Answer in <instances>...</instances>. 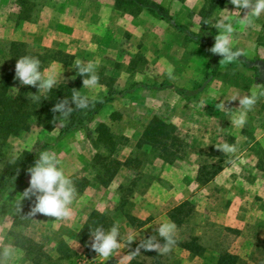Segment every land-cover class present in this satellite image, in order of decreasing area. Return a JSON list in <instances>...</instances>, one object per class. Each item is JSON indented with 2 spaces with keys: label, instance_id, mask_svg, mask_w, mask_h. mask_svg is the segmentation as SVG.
Here are the masks:
<instances>
[{
  "label": "rangeland",
  "instance_id": "1",
  "mask_svg": "<svg viewBox=\"0 0 264 264\" xmlns=\"http://www.w3.org/2000/svg\"><path fill=\"white\" fill-rule=\"evenodd\" d=\"M153 1L167 10L171 22L153 14H141L135 25H147L145 29L148 30L141 26L136 29V34L120 32L117 35L122 38L119 56L109 57L102 55L98 46L105 41L104 25L114 24L113 18L107 22L105 0H87V3L77 6L80 7V17L85 11V22H74L68 18L64 7L66 0H0V70L9 66V43L22 42L30 52L41 53L43 49L57 52L56 61L43 69L45 75L51 73L57 77L54 86L71 82L78 76L77 62H92L103 87L89 89L82 84L81 95L94 100L112 95L89 124L90 137L80 130L56 141L58 127L51 132H43L34 126L27 134L9 137L0 147L2 168L22 151H31L48 143L67 176H84L91 182L83 193L76 195L68 218L55 220L54 217L36 215L28 227L21 229L20 234L32 240L39 252L28 255L15 246L17 255L5 264H127L128 242L157 236L158 226L165 222L174 223L170 217L173 209L185 202L190 203V208H187L190 214L180 226H176L175 244L168 252L157 248L167 264H214L218 253L223 251L237 255L241 264H264V70L258 75L253 69L244 68L234 61L236 66L228 64L230 68L226 72L218 68L217 63L213 71L207 67L196 75L198 79L188 83L187 92L192 94L187 98L177 94L170 82L171 76L178 82L180 72L175 67L179 55L168 53L166 56L167 67H173V74L169 76L167 69L158 65L155 58L146 60L140 47L130 44L132 37L135 43L143 41L140 37L170 41L183 38L184 35L172 23L188 29L196 28V33L202 32L204 38L214 40L218 30H222L214 26L229 16L234 22L233 48L239 49L248 60H264V14L240 20L239 17L243 18L248 10H240L237 17L231 13L235 7L225 0L202 27L199 11L209 0ZM114 12L123 20L130 19L128 13L121 9L114 8ZM48 25H69L79 33L74 40L66 31L50 29L45 33L44 27ZM114 34L112 30L110 35ZM50 41L58 44L49 45ZM19 86L13 74L11 88L15 90ZM209 91L212 94H208ZM237 94L256 97L243 126L235 123L236 114L240 111L238 99L233 100ZM204 97L211 101H201ZM224 104L225 107L222 106ZM188 112H192L194 123L184 126L181 121L185 122ZM153 116L174 124L180 139L188 143L185 156L172 164L163 162L155 154L152 156L151 152H140L135 148L137 136ZM203 121L206 122L204 128L209 124L213 135H218L216 146L209 152L201 151L193 142ZM101 123L107 124L115 135L127 138L125 145L115 149V158L121 163L129 157L132 159L128 165L120 166L106 187L93 181L94 169L91 167L93 156L100 151L95 130ZM240 134L246 137V142L234 143V137ZM256 139L258 144L252 145L251 140ZM224 143L235 145L236 150L230 153L220 151L218 148ZM249 144L248 152L237 157ZM213 166H221L222 169L227 166L230 172L218 173L205 184L198 183L196 177L200 168L206 177L214 170ZM221 176H226L231 186L220 185ZM25 180L29 181V174ZM17 197L18 192L10 189L0 202V251L7 244L14 245L16 240L17 232H13L16 228L12 223L20 215L15 205ZM145 201H148V206ZM138 210L148 212L149 216L143 220L136 218L134 212ZM92 211L108 215L119 229L120 247L107 259L86 246V242L90 244V234L77 238ZM127 216L142 224L128 220ZM174 218L180 220L183 216L175 214ZM192 237L204 250L200 256H192L179 246ZM159 238L157 236V240Z\"/></svg>",
  "mask_w": 264,
  "mask_h": 264
},
{
  "label": "trees",
  "instance_id": "2",
  "mask_svg": "<svg viewBox=\"0 0 264 264\" xmlns=\"http://www.w3.org/2000/svg\"><path fill=\"white\" fill-rule=\"evenodd\" d=\"M224 2L225 0H209L207 2L208 4L200 9L199 16L202 27L206 19ZM114 8L121 9L131 16H137L142 11H146L160 19L171 20L167 10L153 0H114ZM172 26L184 35L185 40L196 43L206 50L210 49L214 44V40L204 38L202 32L193 33L187 27L175 23H172ZM27 48L28 46L25 43L17 41L10 42L8 45V55L10 57L9 66L6 70H0V147L4 145L9 137L27 134L34 126L43 132H51L58 127L59 134L56 141L69 133L80 130L85 132L86 137H90L91 131L89 124L104 105L109 102L112 95H106L99 100L89 99V107L86 109H77L73 106V111L67 118L52 112V107L60 100H71V97L77 91L81 95L82 77L78 75L73 81L60 83L45 93L39 91L37 95L40 96V102H34L31 95L36 93L37 89L35 87L27 85L19 86L16 88L18 91L11 88L16 60L25 55L33 56L40 60L41 68L44 69L48 64L56 61L55 55L57 52L43 49L41 53H36L28 51ZM233 49L235 50L237 48ZM219 57V55L213 54L212 60L208 65L209 70L213 71L216 68ZM236 62L244 68L253 69L258 75L264 70V60H248L242 54ZM174 91L179 95L192 94L184 89L174 88ZM95 134L100 151L91 160V167L94 169L93 181L98 186L106 187L115 177L120 166L128 165L132 159L129 157L125 162L121 163L115 158V149L119 145H125L127 138L115 135L107 124H98ZM50 148V144L43 143L31 151H22L18 157L11 162L5 163L0 168V202L10 189H14L18 194L23 192L28 186V182L25 180L28 174L27 169L34 164L40 151ZM135 148L140 152H151L150 154L152 156L155 154L163 162L172 164L185 156L188 143L180 139L179 130L174 124L153 116L143 127ZM260 160L263 162L261 158ZM211 168L214 170L210 175L206 174V177L203 168H200L196 181L200 184H205L211 181L222 169L221 166H213ZM69 177L73 180L77 194L83 193L91 183L84 176L72 175ZM15 205L17 208L16 202ZM32 206L33 202L31 200H22L20 215L12 223V226L16 228V231L13 232H17L14 245L23 249L28 255L39 252L38 246L32 240L20 234L21 229L28 227L32 222L34 216H27ZM188 207L190 208V203L185 202L173 209L172 216L170 217L176 226H180L184 218L189 216L190 209H187ZM175 214L178 216L181 215L183 218L175 220ZM126 218L130 221L138 222L140 225L142 224L136 218L128 216ZM113 225L115 224L108 215L92 211L79 230L77 238H83L89 235L90 231L97 226H102L106 230ZM147 237L149 236L143 237L139 242H128L127 255L129 261L127 264H167L163 254L158 250L146 251L141 248L137 251V248ZM196 240L195 237H192L188 241L179 243V246L192 256H200L204 250L196 243ZM158 241L160 245H163V238H159ZM214 264H241V261L237 255L223 251L218 253L217 260Z\"/></svg>",
  "mask_w": 264,
  "mask_h": 264
},
{
  "label": "clouds",
  "instance_id": "3",
  "mask_svg": "<svg viewBox=\"0 0 264 264\" xmlns=\"http://www.w3.org/2000/svg\"><path fill=\"white\" fill-rule=\"evenodd\" d=\"M235 7V13L239 17L240 10H248L245 17H260L264 14V0H228ZM231 14L229 11L224 10ZM218 30V34L214 37V44L209 52L221 57L220 64L228 65L233 61H237L242 55L239 49H233L232 35L234 32V22L229 16H225L214 26ZM76 73L82 77L83 87L96 89L103 87L99 84V76L96 74L95 65L92 62L82 64L77 62L75 65ZM172 66L169 65L167 73L172 74ZM14 79L18 80L21 86H33L37 89L31 98L34 102H40L39 91H50L57 83V77L49 73L45 75L41 68V62L33 56H22L16 60L14 66ZM18 91L17 89H15ZM239 102L240 111L236 114L235 123L243 126L246 122L247 112L256 103L254 95H239L233 100ZM232 101V100H231ZM90 100L87 96L79 95L78 91L71 97V100L62 99L52 107V112L67 118L73 111V106L77 109H86L89 107ZM225 107V104L222 105ZM223 152H234L235 145L224 143L218 148ZM60 160L55 152L50 149L42 150L38 153V158L34 164L27 169L29 174L28 186L17 197V210L20 212L21 201L28 199L33 202V206L27 216L32 217L36 214H42L46 217H54L55 220L68 218L72 214L71 205L77 195L76 187L73 180L64 173L60 167ZM176 225L173 222H165L156 229L157 236L163 238L164 243L161 246L157 240V236H149L137 248L139 251L143 248L146 251H153L159 248L162 252H168L175 244L174 233ZM119 229L113 225L105 230L102 226H97L90 231V244L86 242V246L90 248L100 257L107 259L113 252L120 247ZM131 239V238H130ZM18 249L13 244H7L0 251V264H5L7 260L17 255Z\"/></svg>",
  "mask_w": 264,
  "mask_h": 264
},
{
  "label": "crops",
  "instance_id": "4",
  "mask_svg": "<svg viewBox=\"0 0 264 264\" xmlns=\"http://www.w3.org/2000/svg\"><path fill=\"white\" fill-rule=\"evenodd\" d=\"M106 1V15H107V22L109 23L110 19L113 18L114 20V24L112 25V23L110 22L108 25L105 24L104 25V31H105V41H101L100 44H98V46L101 47L102 51V55H106V56H113V57H118L119 56V48H120V44L122 42V38L121 36H117L118 34L121 33H125V32H130L131 34H136L135 31L136 29H138V27H141L142 25H135L138 21V19L140 18L141 14L144 13H148L146 11H142L141 13H139L137 16H131L129 15L128 17L130 19H125L123 20V17H121L120 15L116 14L114 12V0H105ZM87 3V0H66L65 2V11L66 14L68 16L69 19H71L72 21L75 22V20H82L85 22V11L83 10V13L81 12V17H80V7L79 4L81 5ZM93 5V4H92ZM77 10V12L75 11ZM85 14V15H84ZM85 16V17H84ZM83 18V19H82ZM115 18V19H114ZM130 22H129V21ZM106 22V23H107ZM129 22V23H127ZM68 26V27H66ZM48 25V27H44V31L45 33L49 32V30H57V31H61L64 32L66 31L68 36L72 38V40H74V38L76 36H78L79 31H76L74 28L70 27L69 25ZM144 29L145 27H147V25H143ZM142 26V27H143ZM135 29V30H134ZM50 30V31H51ZM113 30V32L115 33L114 36L110 35V32ZM146 30V29H145ZM148 30V29H147ZM146 30V31H147ZM192 32L196 33L198 32V30L196 28H191L189 29ZM110 35V37H109ZM136 36V35H134ZM142 38L143 41H138V43H135L136 41H134V37L130 38V44H134L138 47H140V52L142 53V56H144V58L146 60L155 58L156 61L158 62V65H161L163 69H167V60H166V56L167 54H177L179 55V59H178V65L177 67H175L176 69H179L180 75H179V79L178 82H176V78H173L172 76L170 77L172 80L170 81L174 86L172 87L177 88V89H184V90H188L187 89V85L188 83H190L192 80L194 79H198L197 78V74L203 73L206 68L208 67L210 61L212 60L213 57V53L209 52L208 50H206L205 48H203L202 46L193 43V42H187L184 37L183 38H174L172 41H170L169 39H146L143 37H140V39ZM139 39V40H140ZM58 41V40H57ZM133 42V43H132ZM49 45H53L55 46V44H58L56 41H50L48 42ZM59 46V45H56ZM260 54V51L258 52ZM220 59L221 57H219L217 59V63H218V68H220L221 70L225 69L226 72L229 70L230 65H224V64H220ZM232 66H236L234 61L231 63ZM227 66V68H226ZM173 69V67H172ZM200 71V72H199ZM173 74V72H172ZM171 74V75H172ZM178 76V75H177ZM201 76V75H200ZM211 90V89H210ZM159 92H163L164 90H158ZM208 94H212V91H209ZM184 97H190V95H182ZM206 96V95H205ZM195 100V99H194ZM211 101V99H207V98H201V101L203 102H208ZM189 101H193V100H188ZM199 102V101H196ZM152 118V117H151ZM150 118V119H151ZM149 119V120H150ZM185 122L181 121V124H184V126L187 125H191L194 123V116L192 114V112H188L187 115L184 117ZM148 120V121H149ZM205 120V119H204ZM145 123V125L147 124V122ZM196 123V122H195ZM206 124V122H202L199 127V132L198 135L196 136V138H194L193 142H195L197 144V148L200 149L201 151L204 152H209L211 148H213V146H216V142L218 140L217 136L218 135H213V132L210 131V127L209 124H207V128H204V125ZM202 125V126H201ZM141 134V133H140ZM140 134L137 136L136 140H138ZM246 137H244V135H236L233 139L234 143L237 142H246ZM256 141L251 140L250 143H252V145H256L258 144ZM192 145V144H191ZM251 144L248 145L247 148H242L243 151L242 153L238 154L237 157L241 156V155H245V153L248 152V148H250ZM228 172H230L229 167L225 166L220 172L219 174H227ZM219 176V175H218ZM216 177V180L218 182L219 177ZM218 178V179H217ZM221 183L220 185H222L223 187H227V186H231L230 185V181L228 180V178H226V176H221L220 177ZM231 188V187H229ZM147 206H148V201H145ZM145 204V205H146ZM134 216L138 219H146L149 214L148 212H144V210H138L136 212H134Z\"/></svg>",
  "mask_w": 264,
  "mask_h": 264
}]
</instances>
